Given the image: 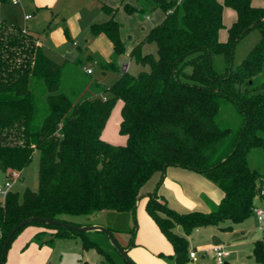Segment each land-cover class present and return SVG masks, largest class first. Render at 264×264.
<instances>
[{"label":"trees","instance_id":"obj_1","mask_svg":"<svg viewBox=\"0 0 264 264\" xmlns=\"http://www.w3.org/2000/svg\"><path fill=\"white\" fill-rule=\"evenodd\" d=\"M255 1L225 0L237 13L226 42L219 39L224 9L219 0H137L139 7L124 3L129 13L161 8L166 16L129 54L149 68L137 74L123 69L111 85L92 75L82 78V57L58 62L33 33L14 24L1 26L0 170L8 177L13 170L21 175L36 152L40 162L37 190L25 189L20 199L11 189L0 201V257L7 236L28 217L83 226L72 217L86 218L106 209L133 216V235L123 245L130 248L138 229V202L146 197V211L172 244L175 263L190 264L188 236L194 230L211 225L231 230L253 214L254 199L263 193L264 172L250 165L249 156L264 152V85L243 90L237 85H251L264 65V6ZM101 9L110 17L92 24L91 30L111 39L114 54L100 66L120 72L118 59L125 44L115 18L118 8L103 3ZM254 27L261 37L241 67L218 74L212 52L231 60L236 43ZM147 43L156 44V56L143 52ZM188 63L190 74L184 71ZM118 100L120 133L127 141L116 145L102 133ZM169 166L201 173L223 190V199L211 203L207 213L177 212L158 194ZM156 173L154 189L144 192ZM29 225L43 228L33 237L40 246L80 236L84 248L105 253L85 232L41 221L16 231L8 250ZM253 252L264 263L262 241L255 243Z\"/></svg>","mask_w":264,"mask_h":264},{"label":"crops","instance_id":"obj_2","mask_svg":"<svg viewBox=\"0 0 264 264\" xmlns=\"http://www.w3.org/2000/svg\"><path fill=\"white\" fill-rule=\"evenodd\" d=\"M63 1L64 0H20L18 4H13L11 0H0V17L2 18V25H18L24 30L33 33L38 38L44 51L58 62H63L65 59L74 61L82 57V61H85L82 63L84 64L82 68L83 71L86 72L85 68H92L93 72L91 74L98 82L106 85L113 84L120 73L100 66L101 61H111L114 54V45L105 33L94 35L92 30L88 31V29H85V48H82L77 41H73V46L76 47V51H59L61 44L67 40V28L70 30L71 34L77 35L81 33V28L78 24V19L81 17V12L79 11L81 6L75 8L74 11H67V5L63 7L61 4ZM257 1H255V4ZM126 2L139 7L137 0H118L117 3H115V0H91L89 3H83L82 6H87V10L91 11L96 9L95 12L97 13L95 17H91L88 22L90 28L94 23L109 19L110 16L101 9L103 3L118 8L115 15L116 20L118 22L124 20L126 23H131L130 27L136 34H129L128 40L124 41V43L126 42L125 48L128 50L129 56L133 47L146 36L153 26L160 23L159 20H162V18L164 20L166 14L165 12L163 16L157 14V11L161 8H156L143 15H140L137 11L129 13L124 9V3ZM67 4H69V1ZM60 5L61 8L59 9ZM119 7L122 8V17L119 16ZM28 14L31 15L30 18H26ZM72 15L75 16L72 17ZM54 19L57 20V23L53 24ZM120 24V35L124 38L123 27L125 26L123 25L124 23ZM94 61H97V64H94ZM90 62L95 66L89 65ZM119 64H121V61H119ZM122 67L128 70L129 63H123ZM22 174L23 172H21L20 178ZM157 178H159V174ZM158 194L167 200L171 208L180 213L190 211L207 213L211 210V203L218 204L224 197L223 190L204 175L179 166H169L167 168L162 184L158 188ZM146 201L147 199L145 197L138 202L139 227L135 237L136 243L129 248L128 253L137 264H176L173 246L161 232L152 217L147 213L145 207ZM243 222L235 224L232 231L238 229L237 231L240 230L242 232L244 229V227H242ZM212 227L213 226L198 228L188 236L189 251H197L196 246H199L201 249L205 248L200 255L197 251L198 259L196 261L190 259V264H205V260L209 257L215 259L213 252L210 250L214 245H222L230 250L229 246L232 245L231 241L227 240L222 235L227 230L220 229V232H218V230ZM41 230H43V228L39 226L30 228L29 232L22 236L20 238L21 240L17 242L16 248L11 250L8 256L9 260H6L5 264H30L28 259L26 260L23 256L22 252L24 250H34L43 246L53 247L55 243L53 246H40L33 241L34 235ZM177 231L183 234L181 227H178ZM197 235H199V237L196 239L195 237ZM263 237L251 234L233 243L243 246L238 252L242 254L243 258H246L248 264H264L257 260L253 252L257 241H262L264 246ZM27 243L29 244L25 247ZM199 243H201V245H198ZM160 253L164 255L160 256ZM232 254L230 250V255L225 258L224 264H231L229 258H231ZM20 255L22 256L21 258H19Z\"/></svg>","mask_w":264,"mask_h":264},{"label":"rangeland","instance_id":"obj_3","mask_svg":"<svg viewBox=\"0 0 264 264\" xmlns=\"http://www.w3.org/2000/svg\"><path fill=\"white\" fill-rule=\"evenodd\" d=\"M69 1V4H67ZM106 1V0H105ZM118 0H115V3H117ZM91 0H64L62 6L67 5V11H74L75 8L80 7L81 17L78 19V24L81 28V33L74 35L71 34L70 30H68L69 37L66 36L67 40L63 42L60 46L61 52H70V50H75L76 47L73 46V41H77L80 43L82 48H85V37L84 32L85 29H88V31H91V28L88 24L89 19L91 17H95L96 13L95 10H87V6H82L83 3H89ZM220 3L224 5L223 9V26L220 29L219 32V39L222 42H226L229 39V28L234 23V21L237 18L236 11L225 4V0H219ZM256 5L258 6H264V0H258L256 2ZM70 8H69V7ZM61 8V5L59 6V9ZM69 8V9H68ZM120 13L119 16L122 17L121 11L122 8L119 7ZM89 11V12H88ZM160 16H163L164 11L163 9H160L157 11ZM68 13V12H67ZM125 14V13H124ZM140 15H143L140 13ZM150 15V14H149ZM75 15H72L74 17ZM163 20V18H162ZM162 20H159L160 22ZM120 23H124L123 25V37H121L122 41H127L129 34L136 35L133 30L131 29L129 22H124V20L119 21ZM57 23V20H53V24ZM159 23V22H158ZM133 26V24H132ZM261 37V32L258 27L252 28L247 34H245L235 45L233 55L231 60H227L224 53H221L219 51H213L211 56L212 61V67L218 74H225L231 70H237L241 67L243 60L245 57L250 53L252 48L255 46V44L259 41ZM109 38V37H108ZM126 46V42L124 43ZM144 53H152L155 56L157 55V47L155 43H147L143 47ZM191 57V56H190ZM189 57V58H190ZM119 61H121L120 64V72L123 70L122 64L123 63H129L128 71L132 74H137L141 69H148L147 66H141L137 63H135L134 60L130 59L128 56V50L125 48V52L119 56ZM83 61L82 63H84ZM87 64V61H86ZM83 65H80V74L82 78H90L92 74H89L85 71H83ZM91 66L93 65L91 62L89 63ZM191 65L188 63L185 65L184 71L186 74L191 73ZM95 75V74H94ZM93 76V75H92ZM251 85H248L247 83L238 84V88L245 89L247 86H251L253 88L259 87L264 85V65L262 68V71L255 75L251 80ZM121 107L122 102L118 100L116 104L114 105L111 114L105 124L102 136L104 139L109 141L112 144H125L127 141V138L125 135L120 133V122H121ZM250 165L252 167H259L262 172H264V152L263 151H256L254 153L251 152L249 156ZM39 153H35L32 161L29 163L28 166L22 171V177L13 181V187L12 191L17 192L19 194L20 199L23 197V193L25 189L30 188L32 190H37L39 187ZM159 173H156L143 187L144 192L152 191L154 189L155 183L157 181ZM7 180V175L0 171V185H3ZM261 190L263 193H258L254 199V207L261 208L264 210V177L263 180L260 182ZM136 217L138 220V227H139V219H138V210L136 213ZM72 220L84 223L83 226L88 225H100L106 228H113L114 234L121 244V246L126 245L129 240L130 236L133 235L130 233L131 228L134 225V219L131 213L127 211H115V210H109L106 209L104 211H101L99 213H96L90 217L82 218V217H72ZM244 227L243 231H232L227 230L222 235L229 241H231L232 245L229 246L230 250L232 251V256L230 259L231 264H248L246 258H243L242 254L239 253V249L243 248V246H240L238 244H233L234 242H237L243 237H248L251 234H256L263 237V232L258 229L257 220L254 214L250 215L244 222L242 223ZM35 225H29L27 226L12 242L7 255L8 256L11 253V250L13 248H16L17 242H19L22 236L27 234L30 230V228H33ZM212 226V225H211ZM239 226V225H238ZM208 227V226H207ZM236 227V226H235ZM215 230H218L220 232V228L217 226H213ZM138 231V229H137ZM137 231L135 234V237L137 235ZM85 234L89 237L90 240L95 241L102 250L107 253L100 252L96 248H84L83 247V241L80 236L69 238V237H62L57 238L55 240V245L53 247H41L38 249L31 250L27 248L28 251L24 250L23 256L24 258L30 262V264H124L125 259L123 255L115 248L113 245L111 239L109 236L100 230H87L84 231ZM180 233V232H178ZM199 235H197L195 238L197 239ZM264 238V237H263ZM136 243V240H135ZM198 245H201L199 243ZM197 251L199 255L201 252L205 249H201L199 246H196ZM26 249V248H25ZM26 251V252H25ZM20 254V253H19ZM22 256L20 255L19 258ZM107 257H111L112 261H110ZM205 264H217L215 259L213 257H209L207 260H205ZM7 264V263H6Z\"/></svg>","mask_w":264,"mask_h":264},{"label":"water","instance_id":"obj_4","mask_svg":"<svg viewBox=\"0 0 264 264\" xmlns=\"http://www.w3.org/2000/svg\"><path fill=\"white\" fill-rule=\"evenodd\" d=\"M33 221H41L47 224H51V225H55V226H60V227H65V228H69V229H74L77 230L79 232H84L87 230H100L105 232L109 238L111 239L113 245L115 246V248L123 255L124 259L126 262H128L129 264H137L129 255L128 250L129 248H124L123 246H121V244L119 243V241L117 240L114 232L110 229V228H106L100 225H88V226H76L67 222H63L60 220H56V219H51V218H46V217H38V216H31L28 217L26 219H24L22 222H20L15 228H13V230L10 232V234L7 236L3 248H2V253H1V257H0V264H5V258L7 255V251H8V246L9 243L13 237V235L16 233V231H18L22 226L27 225Z\"/></svg>","mask_w":264,"mask_h":264},{"label":"built area","instance_id":"obj_5","mask_svg":"<svg viewBox=\"0 0 264 264\" xmlns=\"http://www.w3.org/2000/svg\"><path fill=\"white\" fill-rule=\"evenodd\" d=\"M13 4H18L20 0H11ZM31 15H26V18H30ZM2 26V18L0 17V28ZM94 64H97V61H94ZM125 69V67H123ZM88 74L93 72L92 68H85ZM20 171L13 170L11 175L7 178L6 182L3 185H0V201L4 202L7 194L10 192L13 181L20 178ZM253 214L255 215L258 223V229L264 233V210L261 208H253ZM214 256L217 264H224L225 258L230 255V250L225 248L222 245H214L210 249ZM190 259L196 261L198 259L197 251L192 250L189 253Z\"/></svg>","mask_w":264,"mask_h":264}]
</instances>
